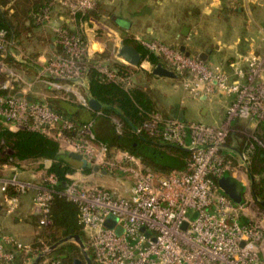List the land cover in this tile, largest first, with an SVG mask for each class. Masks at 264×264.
I'll use <instances>...</instances> for the list:
<instances>
[{
	"label": "built area",
	"instance_id": "obj_1",
	"mask_svg": "<svg viewBox=\"0 0 264 264\" xmlns=\"http://www.w3.org/2000/svg\"><path fill=\"white\" fill-rule=\"evenodd\" d=\"M54 2L69 11L72 21L77 13H86L97 5L96 0ZM39 19L51 22L52 11L45 10ZM55 32L60 34L57 43L61 49L48 57L38 79H44L56 90L69 89L72 84L82 87L86 93L79 101L88 106L89 83L83 62L88 42L80 35L67 34L60 26ZM141 42L150 52L162 56L168 69L182 75L177 82L184 92L192 97L218 92L230 99L220 124L158 113L137 129V133L161 136L188 149L191 153L183 169L158 174L146 169L141 159L128 150L109 151L105 144L96 141L92 123L83 125L76 135H68L74 122L54 111L48 102L29 100L19 94L13 82L21 77L13 72H8L4 83L6 93L0 94V120L14 131L44 133L55 139L63 152L79 153L98 166L99 170H92L86 178L80 172L79 176L69 175L70 182L62 192L78 206V222L88 234L96 264H264V229L250 214L255 202L250 187L244 182V202L236 205L217 182L228 175L241 177L252 151L250 145L241 154L239 167L227 159L224 150L234 121L264 123V52L251 51L234 61L230 75L220 65L208 64L198 55H187L158 40ZM12 45L6 32L0 30V52ZM119 47L120 41L115 40L111 53L98 69L110 81L122 83L127 89L133 86L134 75L121 77L107 63L113 60L131 66L118 57ZM5 65L0 61V68ZM96 173L116 174L119 179L130 180V190L121 194L93 183ZM57 182L53 173L43 172L38 180H27L16 171L5 175L0 170V201L5 202L6 214H14L19 207V194L10 195V188L20 194L33 191V208L39 223L49 225L50 202ZM242 215L247 222L240 221ZM109 216L116 219L110 222L112 227L105 224ZM118 228L121 233H117ZM9 243L32 251L31 245L4 235L0 239V257L6 261L13 258V253L5 248Z\"/></svg>",
	"mask_w": 264,
	"mask_h": 264
},
{
	"label": "trees",
	"instance_id": "obj_2",
	"mask_svg": "<svg viewBox=\"0 0 264 264\" xmlns=\"http://www.w3.org/2000/svg\"><path fill=\"white\" fill-rule=\"evenodd\" d=\"M56 7L54 0H0V30H4L7 39L13 43L7 51L0 52V61L19 67L21 63L10 56L9 52L12 48L19 45H30L34 39L41 44L48 43L51 35L48 38L44 37L40 31V28L47 22L40 20L39 17L45 10H51L53 15ZM97 7L98 5L86 13H77L74 28L70 27V23L66 21H63L60 28L69 35L77 34L87 40L83 24L89 16L99 17ZM65 14L69 16V11L65 10ZM59 37L60 34L54 32V38L57 40ZM123 41L140 52L141 62L147 60L154 67L160 64L166 66L163 57L150 52L141 41H134L128 37H125ZM36 56H38L36 52L32 53V58ZM106 58L107 55L104 53H95L93 56L86 53L83 56L89 83L88 98H94L102 105L99 110L93 109L90 104L86 106L93 109L94 113L89 120H83L79 111L73 112L58 101L49 100L48 104L54 111L74 122V128L67 132L68 135H76L83 125L92 123L96 141L105 144L109 151L128 150L141 159L146 169L158 174H168L171 170L183 169L186 165V158L191 153L188 149L166 141L161 136H153L144 131L137 133V129L156 114L169 117L161 111L158 99L152 91L147 90L144 84L135 82V77L133 86L127 89L122 83L110 81L98 69V65ZM107 63L121 77L135 74L131 66L113 60ZM150 75H154L153 72ZM181 78L182 75H178L176 80ZM21 83V80H18L15 84L18 87ZM6 91L4 84L0 85V94ZM260 124L264 125L262 122ZM257 137L260 140H243L237 150L242 151L245 146L246 148L253 146L246 173L250 179L253 199L264 212V133H257ZM46 160H51V165L48 167L44 163ZM22 163L38 164L35 171L44 169L45 175L53 173L58 178L57 184L53 187L55 191L50 202L51 223L41 226L39 216H35L32 220L41 229L31 244L32 251L26 252L15 244H6V251L13 253V258L11 261H6L0 257V264H28L43 253L45 246L51 247L56 244L57 246L37 264L56 262L58 264H86L79 245L72 238L76 235L85 243L89 256L95 262L87 236L78 222V206L62 195L66 184L70 182L69 175L78 171L89 174L92 169L83 167L78 160L69 155V152L61 153L59 143L44 133L27 130L14 131L8 127H0V164L20 166ZM9 194L18 195L20 193L10 188ZM240 221L245 223L247 218L242 215ZM66 238L70 239L64 240Z\"/></svg>",
	"mask_w": 264,
	"mask_h": 264
},
{
	"label": "crops",
	"instance_id": "obj_3",
	"mask_svg": "<svg viewBox=\"0 0 264 264\" xmlns=\"http://www.w3.org/2000/svg\"><path fill=\"white\" fill-rule=\"evenodd\" d=\"M97 5L99 17L89 16V19L83 24V31L85 36H90L89 39H91V37H96L95 29L97 33L106 30L108 39L95 42L102 48H106L107 44H110V49H107L109 53L113 49L115 40L122 41L125 37L134 41L154 39L180 50L181 47H185V51L191 55L200 56V53H204L206 56L204 60L201 58L203 61L211 65H220L231 75V64L234 61L239 60L240 57L249 54L251 51L264 52V0H97ZM228 11H230V14L223 17L221 19L223 23H221L218 18L222 13L225 15ZM63 21L69 22L70 27H75V22L65 14V9L57 5L53 12L52 21L45 23L40 28L44 37L48 38L51 35L48 38V43L41 44V42L34 39L30 45L15 46L9 53L14 60L21 63V66L18 67L10 63H6V66H11L16 72L23 74L28 71V73L26 72L28 76H32L29 81L28 78L26 80H24L25 78L21 79L22 83L18 87L15 84L16 81L13 82L15 90L19 94L33 101L48 103L49 100L58 101L73 112L79 111L83 116V120H89L94 113L93 109L83 106L79 101L84 92L86 93L82 87L72 84L69 89L56 90L44 79H38L39 71L48 57L61 49L56 38H54V32L56 27L63 24ZM235 23L238 25H235ZM230 24L235 25L234 28L229 29L231 28L228 27ZM240 27L245 29L242 34L239 30ZM256 28L258 33H256ZM102 50H98L97 53H101ZM34 52L38 56L32 58ZM151 66L152 64L149 61H143L140 64L143 69L134 74L135 82L151 87V80H155L165 88L175 87L181 90L179 91L182 100L179 99L176 104H171V101L165 95V102L157 98L160 108L165 114L189 121H201L211 124L222 123L230 100L226 95L217 92L208 97H192L178 86L176 79L160 77L155 74L150 75L152 71L149 67ZM133 68H138V66H133ZM8 71L9 69L5 71L7 73H4L1 78L0 85L4 84L9 77ZM41 82L45 83L44 86L48 90L40 91L37 86H33ZM152 93L157 97L154 91ZM239 122H244V127L247 129L253 126L257 133H264V125L255 121H234L232 126L234 131L224 153L228 156L227 159L236 167L242 164L241 154L246 150V146L242 151L237 149L243 140L248 139L239 129ZM0 127L8 126L0 120ZM61 153L66 152L61 150ZM44 163L48 167L51 165V160H46ZM248 164L249 159L246 165L243 166L239 178H242V182L247 183L250 187V179L246 173ZM16 168L15 165L0 164V170L5 175L15 172ZM17 172L22 178H28V174L24 170L18 168ZM79 172L74 174L79 176ZM28 173L32 178L30 180H38L41 176L40 171L34 170ZM80 175L82 178L89 177V174L81 172ZM129 190L130 187L125 193ZM33 196V191L19 194V207L12 215L6 214L5 202L0 201V239L2 236L8 235L19 243L32 244L41 229L32 220L35 216H38L33 208ZM31 262L33 260L28 264Z\"/></svg>",
	"mask_w": 264,
	"mask_h": 264
},
{
	"label": "rangeland",
	"instance_id": "obj_4",
	"mask_svg": "<svg viewBox=\"0 0 264 264\" xmlns=\"http://www.w3.org/2000/svg\"><path fill=\"white\" fill-rule=\"evenodd\" d=\"M227 14H230V11L226 12L225 15L222 13V15L220 16V18H218L221 21V23H223V21L221 19H223V17H225ZM235 25H238V24L235 23ZM235 25L230 24V25H228V27L230 26L231 28H229V29H232V28H234ZM97 29H99V28H97ZM239 30H240L241 34L245 31V29L243 27L242 28L240 27ZM95 33H96V37H91V39H89L90 36H87L86 37L87 38V42H88V54L91 55V56H93L95 53H97L98 50L103 49L101 53H104V55H108L109 54V51L107 49H110L109 48L110 47V44H107L106 48H102V47H100V45H97V42H95L97 40L108 39V36L106 35V30H105V32L103 30V31H101V32L99 31V33H97V30L95 29ZM256 33H258L257 28H256ZM112 38H113V36H112ZM108 42H110V41H108ZM31 48H32V46H31ZM3 68H4V70H1ZM138 68H133L132 67V69L134 70V72L136 74L138 72H140L141 69H143V68L140 67V65L138 66ZM153 68H154L153 65L151 67H149L150 71H153ZM7 69H9L8 72H10V73L13 72L16 75L18 74V76L22 77L21 79H24L25 78L24 80H26L28 78L27 79L28 81L30 79H32L31 78L32 76H28V74H27L28 71H26L27 73L25 72L23 74L21 72H16V70L15 69H12L11 66H6L5 65L2 68H0V82L2 81L1 78L3 77L4 73H7V72H5V71H7ZM151 82H152L150 84L151 87H147V90L148 91H154V93L157 96L156 98H158V99L160 98L163 102H165V100H166V97L165 96H167L169 98V100L171 101V104H176L179 101V99H181L180 98L181 97L180 96L181 95L180 94V91H181L180 89H179L180 90L179 91L175 87L165 88L161 83H157L155 80H151ZM44 85H45V83L41 82V83H36L33 86H37V88L40 91H46V90H48V89H46V87ZM161 111H163V110H161ZM239 125H240L239 126V129L245 134V136L248 137L249 140H251V141L260 140L257 137V130H255L253 126L250 129H247V128L244 127V125H245L244 122H239ZM233 131H234V128L232 127V129L230 131V134H229V139H230V136H231V134H232ZM229 139H228V141H229ZM37 166H38V164H32L31 165L29 163H22L20 166L18 165L17 168H16V170H14V171L17 172L18 171V168L24 170L26 172V174H28V176H27L28 178H26V179L27 180H30L32 178H30L28 172L34 171L37 168ZM44 171H45L44 169L42 171L40 170L41 174H43ZM92 177H93V179H92V182L93 183H96V182L97 183H101V184L105 185L106 187H108L109 189H113V190H115L118 193L120 192L121 194L122 193H125V191L129 187H131L130 180L124 181L122 179H119V175H116V174H113V175L111 174V175L104 176L102 174H97L96 173ZM250 214L254 216V219H256L255 221H257L258 224L260 226H262L263 229H264V212H262L260 210V208L258 207V205L255 202H254V206L252 205ZM85 234H86L87 239H88V234L87 233H85ZM263 250H264V245H263ZM47 251H49V252L51 251L50 250V247L45 246V248L43 250V253H45Z\"/></svg>",
	"mask_w": 264,
	"mask_h": 264
},
{
	"label": "water",
	"instance_id": "obj_5",
	"mask_svg": "<svg viewBox=\"0 0 264 264\" xmlns=\"http://www.w3.org/2000/svg\"><path fill=\"white\" fill-rule=\"evenodd\" d=\"M185 30H187V28H185ZM181 50L185 51V47H181ZM185 53L187 55L190 54L187 51H185ZM205 56L206 55L204 53H200V57L203 60L205 59ZM118 57L124 59L129 65L134 66V67H137L142 63L141 62L142 58H141L140 52L134 46L125 44L123 40L120 41V47L118 50ZM152 72H153V74L160 76V77H168V78H173V79L177 78V74L174 71L168 69L166 66H163L161 64L155 66L153 68ZM89 103H90V106L95 110H99L102 106L94 98H91ZM69 155L71 157H73L74 159L78 160L83 167L91 168L93 171L99 170L98 166L92 165V163L90 161H88L85 157H83L81 154L76 153V152H70ZM218 184H219L220 188L223 190V192L225 194H227L236 205H240L244 202V192L246 190V187H245L244 183L239 178H237L235 176H231V175L224 176V177H221L219 179ZM113 220L114 221L116 220L115 217L109 216L107 218L105 224L108 227H112L110 222ZM144 230H145V228H142V231H144ZM117 233H121L120 228L117 229ZM70 238H66L64 240H69ZM72 238H74L75 242L79 245L81 252H82V255L86 261V264H96L92 260V258L89 256L87 249H86V245L82 241V239L78 235H76ZM56 246H57V244L51 246L50 250L54 249ZM47 253H49V251L39 255L30 264H37L45 255H47ZM78 262H80V260Z\"/></svg>",
	"mask_w": 264,
	"mask_h": 264
}]
</instances>
